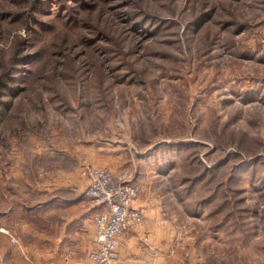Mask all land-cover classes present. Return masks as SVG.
Returning <instances> with one entry per match:
<instances>
[{
	"label": "rangeland",
	"instance_id": "1",
	"mask_svg": "<svg viewBox=\"0 0 264 264\" xmlns=\"http://www.w3.org/2000/svg\"><path fill=\"white\" fill-rule=\"evenodd\" d=\"M86 165L264 261V0H0V192Z\"/></svg>",
	"mask_w": 264,
	"mask_h": 264
},
{
	"label": "crops",
	"instance_id": "2",
	"mask_svg": "<svg viewBox=\"0 0 264 264\" xmlns=\"http://www.w3.org/2000/svg\"><path fill=\"white\" fill-rule=\"evenodd\" d=\"M87 160L113 165L109 153L93 155ZM37 177H9L1 181L9 186L6 192H0L4 202L0 210V261L2 264H90L88 253L95 243L93 216L102 207L82 195L86 177L62 180L54 176L50 183L43 173ZM29 192L35 194L34 200L27 198ZM150 203L147 198L136 199L135 206L141 209L143 222L121 236L113 264L231 262L226 260L223 248L219 251L218 241L205 238L196 245L189 235L176 241L174 227ZM143 234L149 236V246L141 242ZM252 263L264 264V261L260 263L256 259Z\"/></svg>",
	"mask_w": 264,
	"mask_h": 264
},
{
	"label": "built area",
	"instance_id": "3",
	"mask_svg": "<svg viewBox=\"0 0 264 264\" xmlns=\"http://www.w3.org/2000/svg\"><path fill=\"white\" fill-rule=\"evenodd\" d=\"M83 174L87 179L85 198L102 207L93 216L95 243L87 259L90 264H113L121 236L143 222L142 211L135 206L138 187L128 173L114 176L106 167L86 165ZM141 242L150 244L145 234Z\"/></svg>",
	"mask_w": 264,
	"mask_h": 264
}]
</instances>
